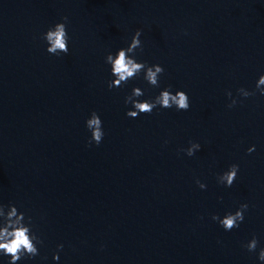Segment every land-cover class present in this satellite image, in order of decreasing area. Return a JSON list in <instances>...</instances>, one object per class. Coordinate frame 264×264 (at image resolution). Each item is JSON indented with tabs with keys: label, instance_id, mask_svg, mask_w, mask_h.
<instances>
[{
	"label": "clouds",
	"instance_id": "1",
	"mask_svg": "<svg viewBox=\"0 0 264 264\" xmlns=\"http://www.w3.org/2000/svg\"><path fill=\"white\" fill-rule=\"evenodd\" d=\"M68 17H62V22L56 23L50 27L43 35L42 39L46 42V51L55 56L69 53V35L67 32ZM142 30L137 29L126 48H119L115 54L111 52L105 57V63L111 66V75L114 79L108 81V88L123 87L131 79H135L141 73L147 83L153 87H159L160 76L164 72L163 66L159 64L148 65L146 62L136 59V50L143 51L140 37ZM264 74L260 75L256 82V91L264 95ZM256 91H249L245 88L237 89L239 96L248 98L256 94ZM144 95L140 87H134L129 95L125 97V105L131 104L132 108L126 111V116L137 118L141 114H151L157 107L162 109H171L175 107L177 111H188L190 108V98L183 90H177L175 93L171 91V86L164 88L157 96L151 99H137ZM226 95L231 99L229 108L237 104V100L232 98L231 91ZM86 128L91 133L88 144L91 146L95 143L97 146L103 141L104 130L103 122L99 114L93 111L90 117L85 121ZM201 145L196 142H189V147L181 149L188 156H193ZM255 146L247 149L248 153H252ZM239 165L232 164L226 171L218 175L217 181L225 187H231L238 175ZM200 189H205L206 185L199 180L196 181ZM7 207V211H5ZM249 205L247 203L240 204L235 212H227L223 217L212 215L211 219L219 223L225 231H231L239 228L244 220V213ZM258 240L255 235L246 244L242 245L249 252H255L258 247ZM38 244H43L42 239L32 231L31 217H25L24 212L18 211L14 204L7 206L0 204V255L10 257L8 264H17L24 257L34 258L39 255ZM63 244L57 246L58 251L53 254L54 260H59V251L63 250ZM258 259L264 262V248H260Z\"/></svg>",
	"mask_w": 264,
	"mask_h": 264
}]
</instances>
